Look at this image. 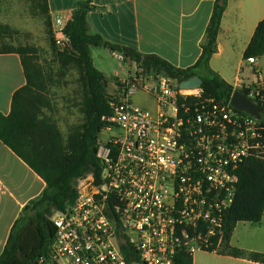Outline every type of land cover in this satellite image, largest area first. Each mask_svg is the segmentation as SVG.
<instances>
[{
	"label": "built area",
	"instance_id": "obj_1",
	"mask_svg": "<svg viewBox=\"0 0 264 264\" xmlns=\"http://www.w3.org/2000/svg\"><path fill=\"white\" fill-rule=\"evenodd\" d=\"M66 25L53 27L61 50ZM252 79L234 88L262 108L260 119L164 73L123 80L104 118L117 131L99 146L101 171L80 177L74 203L51 215L56 232L37 264H177L182 253L219 252L239 171L264 161V79L257 70ZM139 95L153 106L136 104Z\"/></svg>",
	"mask_w": 264,
	"mask_h": 264
},
{
	"label": "trees",
	"instance_id": "obj_2",
	"mask_svg": "<svg viewBox=\"0 0 264 264\" xmlns=\"http://www.w3.org/2000/svg\"><path fill=\"white\" fill-rule=\"evenodd\" d=\"M36 1L41 3L42 12L52 26L48 0ZM228 1L215 0L200 58L193 66L180 69L157 55H145L112 44L101 35L92 33L87 16L93 9V0H78L65 28L70 47L62 51L55 49L60 76L74 68L84 91L81 109L84 122L67 137H64L53 113L55 106L50 87L54 79L37 62V50L30 46L16 48L6 43L7 36L14 34V30L0 24V54H19L27 80V85L15 92L10 113L0 114V140L46 183L43 193L24 208L15 222L0 264H37L38 259L47 253L56 232L51 215L74 203L77 196L75 185L80 177L88 173L99 175L101 171L98 142L107 126L104 118L112 114V97L106 89L109 79L92 63V48L104 46L131 60L139 69L164 73L180 82L200 77L203 79V98L229 102L234 86L209 66L218 51L216 39ZM250 41L243 55L244 61L264 56V19ZM245 91L241 92L247 94ZM239 177L235 203L225 218L224 242L219 253L264 264V253L230 245L239 223H260L263 219L264 161L248 160L242 165ZM177 264H194V257L182 253L177 257Z\"/></svg>",
	"mask_w": 264,
	"mask_h": 264
},
{
	"label": "crops",
	"instance_id": "obj_3",
	"mask_svg": "<svg viewBox=\"0 0 264 264\" xmlns=\"http://www.w3.org/2000/svg\"><path fill=\"white\" fill-rule=\"evenodd\" d=\"M77 1L48 0L52 27L58 19L68 23ZM214 4L215 0H93V9L87 18L92 33L101 35L106 41L145 55H157L177 68L186 69L201 56ZM263 19L264 0L228 1L216 39L218 51L209 66L233 86L240 79L251 82L256 70L264 79L260 67L264 56L251 65L243 59ZM235 55H240L236 62ZM109 58L118 59V69L112 70L105 62ZM92 59L109 80L123 81L130 74L127 65L137 66L104 46L92 48ZM25 85L27 80L20 55L0 54V114L10 113L15 92ZM45 188V181L0 140V257L24 208ZM261 220L260 223L264 216ZM230 245L236 248L232 240ZM248 249L264 253V245L258 242ZM209 254L212 257L207 258L208 264H261L219 252Z\"/></svg>",
	"mask_w": 264,
	"mask_h": 264
},
{
	"label": "rangeland",
	"instance_id": "obj_4",
	"mask_svg": "<svg viewBox=\"0 0 264 264\" xmlns=\"http://www.w3.org/2000/svg\"><path fill=\"white\" fill-rule=\"evenodd\" d=\"M0 24L8 25L14 30V34L7 36L6 43L16 48L30 46L37 50V62L47 75L54 79L50 87V97L55 106L54 117L64 137L69 136L84 122V115L81 111L84 91L79 81L78 71L74 68L65 76H60V65L57 62L55 49L62 51L63 47L57 44L53 27L48 24L47 18L44 16L41 3L36 0H0ZM234 59L236 62L240 59V55H235ZM105 62L112 70L118 69L120 65L117 58L105 59ZM127 67L129 76L151 73L139 69L133 64H128ZM260 67L264 73V59L260 61ZM121 82L119 79L109 80V86L106 89L110 96L116 93V88ZM145 101L141 95L135 97L136 104L143 105ZM145 106L151 108L153 105L145 103ZM116 131L104 129L99 137V146L104 145L108 139L115 135ZM254 242L264 245V221L262 223H240L233 234V245L241 250L249 251L248 248H251ZM209 253H196L194 255L195 264H208L207 258L212 257Z\"/></svg>",
	"mask_w": 264,
	"mask_h": 264
},
{
	"label": "water",
	"instance_id": "obj_5",
	"mask_svg": "<svg viewBox=\"0 0 264 264\" xmlns=\"http://www.w3.org/2000/svg\"><path fill=\"white\" fill-rule=\"evenodd\" d=\"M203 86V79L200 77L192 78L181 83L180 88L184 90L200 89ZM232 106L238 111L248 113L260 119L262 108L250 100L243 92L234 91L231 98Z\"/></svg>",
	"mask_w": 264,
	"mask_h": 264
}]
</instances>
